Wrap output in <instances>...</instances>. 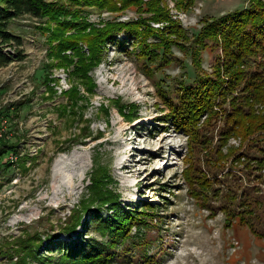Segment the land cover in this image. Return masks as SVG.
Here are the masks:
<instances>
[{"label":"rangeland","instance_id":"rangeland-1","mask_svg":"<svg viewBox=\"0 0 264 264\" xmlns=\"http://www.w3.org/2000/svg\"><path fill=\"white\" fill-rule=\"evenodd\" d=\"M248 1L195 0L189 9H180L175 0H163L162 6L191 40L203 27V19L212 21L242 10ZM86 9L79 18L86 16L96 27L139 17L136 9L121 13ZM41 26L29 15L10 24V31L23 38L22 61L16 60L15 48L3 49L13 61L0 67V155L2 149L14 151L0 158V264H46L49 256L56 263L59 253L49 250L50 244L68 242L78 233L83 240L107 241L90 223V212H84L92 207L103 217L114 215L101 209L104 205L91 188L98 174L109 177L102 185L105 194L118 196L122 210L143 211L145 221L144 226L136 222L130 233L134 238L120 244L109 264H264L262 210L260 235L228 215L234 209L239 213V202L258 200L264 208V177L255 181L261 171L250 172L243 157L257 155V150H249L250 143L236 137L219 148L218 118L206 133L212 143L199 148L196 160V154L189 153L188 136L166 120L163 93L191 82L196 71L211 74L221 49L205 50L201 66L194 68L191 50L175 46L173 63L154 70L130 54L131 43L129 51L111 44L89 72L96 85L89 93L88 85L57 66L51 52L56 53L58 42L50 43ZM152 26L163 29L164 24ZM124 38L121 34L117 40L122 43ZM80 48L90 54L86 44ZM65 54L77 61L73 51ZM253 137L264 138V133ZM217 148L222 156L214 153ZM191 158L203 171L200 182L205 177L213 182L209 190L199 185L197 197L184 179ZM78 217L81 225L65 234L64 228ZM84 221L89 222L86 229ZM40 244L36 257H29L27 246Z\"/></svg>","mask_w":264,"mask_h":264},{"label":"trees","instance_id":"trees-1","mask_svg":"<svg viewBox=\"0 0 264 264\" xmlns=\"http://www.w3.org/2000/svg\"><path fill=\"white\" fill-rule=\"evenodd\" d=\"M175 1L180 9H189L195 0ZM162 3L163 0H0V67H6L13 61L12 56L4 53L5 47L15 48L16 60L24 59V53L20 49L23 38L12 33L9 27L15 19L25 15L38 19L43 24L40 28L48 32L50 43L58 42L56 53L53 55L51 52V57L57 60L58 67L66 68L69 74L88 85L89 93H94L96 88L89 72L102 61L103 52L108 45L117 43L129 51L127 43H131L133 48L130 54L134 52L139 60L150 63L146 66L154 70L173 63L175 46L191 50L194 68L201 66L205 50L219 48L222 56L218 55L211 74L196 71L194 80L181 84L170 93H163L168 110L166 120H169L168 124L173 129L188 136L189 153L196 154L197 160L199 148L212 143L206 136L208 127L213 126L211 124L220 118L222 126L218 131V147L223 150L233 137L248 141L249 150H257V155L247 153L243 157L249 162L247 166L250 172L261 171L258 177L254 176L255 181H261L264 177V150L259 146H262L261 142L264 143V138L253 136L264 133V0H249L248 7L216 20L203 19V27L191 40L180 22L171 18ZM86 8L113 13L136 9L139 17L135 21L102 22L103 26L96 27L88 22L86 16L79 18V14ZM152 23L164 24L163 29L154 28ZM67 33H71L67 35L69 37L65 36ZM121 34L125 36L122 43L117 40ZM151 38H156L157 41L150 42ZM81 43L87 45L89 55L82 52ZM69 51H73L77 61L65 54ZM251 64L255 68H250ZM10 113L11 110L5 117L9 118ZM204 117L206 119L203 122ZM85 131L89 133L90 126L85 127ZM86 132L82 135L86 136ZM219 148L214 153L222 156ZM13 151V147L2 149L0 158ZM223 160V157L219 158L220 165ZM187 166L184 179L192 190V196H198L195 192L200 189L199 185L205 190L212 187L213 182L208 177L200 182L203 171L192 158ZM92 182L94 187L91 188L96 196L98 194L97 200L104 205L101 209H110L114 215L103 217L101 211L92 210V207H85L84 212H90V223L94 224V229L101 237H107V241L99 243L94 239L83 240L81 233L75 238L78 242L72 238L68 242L52 241L49 250L58 252L59 257L55 260L56 263H53L52 256L45 257L48 260L46 264H109L115 258L114 251L120 244L134 238L130 233L136 222L140 226L145 225V221H141L143 215L140 213L143 211L122 210L118 196L112 192L105 194L102 185L109 182L108 176L103 179L98 174L93 177ZM214 182L220 181L216 179ZM237 209L239 213L235 209L233 213L228 211L229 217L237 219L235 222L247 226L255 235H260L258 226L262 223L264 208L258 200L239 202ZM261 210L263 215H259ZM81 219L78 217L75 223L64 228V233L69 235L76 231L77 226L81 225ZM82 225L86 229L89 222L85 224L84 221ZM137 239L140 240L139 234ZM41 247V244L34 248L27 246L29 257H36L35 251Z\"/></svg>","mask_w":264,"mask_h":264}]
</instances>
